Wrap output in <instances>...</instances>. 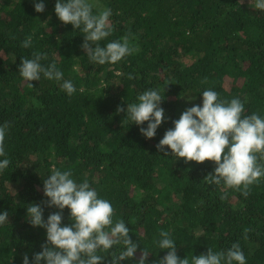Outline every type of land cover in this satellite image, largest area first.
<instances>
[{"label":"trees","instance_id":"16d2710c","mask_svg":"<svg viewBox=\"0 0 264 264\" xmlns=\"http://www.w3.org/2000/svg\"><path fill=\"white\" fill-rule=\"evenodd\" d=\"M55 2L45 0V10L36 12L33 0H0V124L8 125L10 160L0 172V211L8 212L0 264H22L25 254L31 259L42 250L46 230L28 222L26 207L41 204L45 219L58 210L43 193L53 168L89 180L111 201L114 220L128 223L141 244L120 264H136L143 247L149 264L162 258L167 249L154 246L162 229L172 233L181 258L236 242L247 264H264V177L245 196L203 179L213 161L186 163L156 147L172 120L201 103L205 88L220 99L239 97L243 115L264 116V11L244 0H95L112 9L107 39L129 35L138 48L116 64L98 65L81 47L83 33L56 16ZM28 36L32 46L21 47ZM34 52L47 53L42 63H56L73 81L72 96L56 81L42 76L31 87L19 75L21 57ZM150 88L164 93L168 119L145 138L117 108ZM63 215L70 223L67 207ZM110 261L111 250L100 264Z\"/></svg>","mask_w":264,"mask_h":264},{"label":"clouds","instance_id":"9594fccd","mask_svg":"<svg viewBox=\"0 0 264 264\" xmlns=\"http://www.w3.org/2000/svg\"><path fill=\"white\" fill-rule=\"evenodd\" d=\"M249 4L264 11V0H249ZM33 5L36 12L45 10V0H33ZM54 11L60 21L70 23L83 33L81 47L86 50L89 61L95 64H116L138 50L130 43L129 35L107 39L114 30L111 7H99L95 0H56ZM31 46V36L21 42L23 48ZM46 56L47 53L39 52H34L31 58L22 56L19 75L31 87L32 81H40L42 76L56 81L68 96H72L77 91L75 84L71 79H64L56 63H42ZM199 93L201 103L186 107L179 118L172 120L173 126L164 132L156 147L175 159L184 158L186 163L213 161V171L203 179L209 184L223 185L225 189H238L246 196L249 186L264 177V163L260 162L264 160V116L257 112L243 115L244 103L239 97L220 99L212 88ZM163 98L164 93L158 88L146 89L135 101L128 102L126 109L118 107L117 112H125L131 123L140 125L139 131L145 138H152L168 119L161 106ZM7 131V123L0 124V172L10 165L4 145ZM45 177L43 193L48 198L45 203L58 210L45 219L41 204L30 203L26 207L28 222L33 227H43L46 240L41 245L42 250L35 252L31 259L25 254L22 264H100L110 250L109 264H120L134 257L141 243L130 237L125 220H114L111 201L102 197L89 180L78 181L71 169L59 168H53ZM65 207L70 220L67 224L63 223ZM6 221L8 212L0 211V225ZM176 244L170 231L160 230L154 246L167 249V252L153 264H247L244 251L236 242L226 250L208 248L206 253L183 258L177 254ZM149 252L143 247L136 264H149Z\"/></svg>","mask_w":264,"mask_h":264},{"label":"rangeland","instance_id":"374dc122","mask_svg":"<svg viewBox=\"0 0 264 264\" xmlns=\"http://www.w3.org/2000/svg\"><path fill=\"white\" fill-rule=\"evenodd\" d=\"M244 4H249V0H244Z\"/></svg>","mask_w":264,"mask_h":264}]
</instances>
